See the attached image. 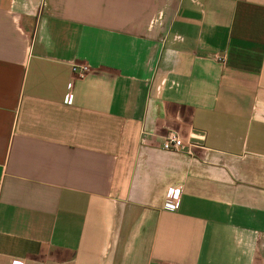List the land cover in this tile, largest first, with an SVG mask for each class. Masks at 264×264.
I'll return each mask as SVG.
<instances>
[{"label": "crops", "instance_id": "crops-1", "mask_svg": "<svg viewBox=\"0 0 264 264\" xmlns=\"http://www.w3.org/2000/svg\"><path fill=\"white\" fill-rule=\"evenodd\" d=\"M15 261L264 264V0H0Z\"/></svg>", "mask_w": 264, "mask_h": 264}, {"label": "built area", "instance_id": "built-area-1", "mask_svg": "<svg viewBox=\"0 0 264 264\" xmlns=\"http://www.w3.org/2000/svg\"><path fill=\"white\" fill-rule=\"evenodd\" d=\"M221 59H223V57H221ZM73 71L78 78H84L91 72V67L87 63L75 64L73 65ZM162 147L166 150L179 151L186 147V143L177 131L169 130L164 138ZM181 193L182 187H173L169 189L165 198V209L174 211L177 208ZM12 264H23V262L15 261Z\"/></svg>", "mask_w": 264, "mask_h": 264}]
</instances>
